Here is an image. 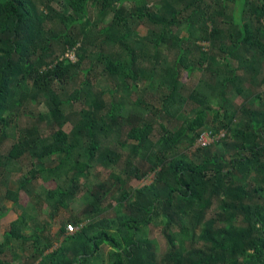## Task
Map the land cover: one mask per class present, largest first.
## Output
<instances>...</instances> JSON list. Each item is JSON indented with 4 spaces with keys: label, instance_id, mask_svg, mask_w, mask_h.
I'll return each mask as SVG.
<instances>
[{
    "label": "trees",
    "instance_id": "trees-1",
    "mask_svg": "<svg viewBox=\"0 0 264 264\" xmlns=\"http://www.w3.org/2000/svg\"><path fill=\"white\" fill-rule=\"evenodd\" d=\"M0 186V264H264V0H0Z\"/></svg>",
    "mask_w": 264,
    "mask_h": 264
},
{
    "label": "rangeland",
    "instance_id": "rangeland-1",
    "mask_svg": "<svg viewBox=\"0 0 264 264\" xmlns=\"http://www.w3.org/2000/svg\"><path fill=\"white\" fill-rule=\"evenodd\" d=\"M139 30L142 33V32H144L146 30V28H142L141 27ZM76 60H77V58H76ZM87 65H88L87 63H84L83 64V69ZM98 81H99V84L101 86L104 85L103 81L101 79H97V81L94 80L93 84L96 85ZM196 83H197V81L194 79V81L189 83V84L191 86H194ZM143 86H145V85H140V89L141 90H143ZM148 89H149V92H151V94H154V92H155V95L157 96V98H160V93L157 92V94H156V91H155L154 88H148ZM157 98L154 96L151 99L152 104L155 103V100ZM187 109H188V112L190 113L189 108H187ZM66 111H67V113H70V110H68V108L66 109ZM23 123L27 124L25 121H23ZM20 126L23 127L22 122L20 123ZM176 126H177V123H176ZM72 128H73L72 125L68 124V125H66L64 127V131L66 133H70ZM207 141H208V139H207ZM13 143H14L13 140H9L6 143V148L9 149L13 145ZM147 167H148L147 164L144 163V162H141V165H139V169L141 170V172L145 171L147 169ZM25 173H26V171H25ZM107 175H108V173H106V174L102 173L101 174V176L99 178L101 183H104V182H109L110 183V180L108 179ZM153 178H154L153 173L150 172V171H146V175L142 179H133V180H131L128 183L129 184L128 187H130L131 189L141 188V187H143L145 185H149L151 183V181L153 180ZM22 179H23V172L20 173V175L16 174V175L12 176L11 179H10L11 189L14 190V191H18L20 189V182H21ZM54 186L55 185L47 184L45 187L47 189H51L52 187L54 188ZM40 187H41V183L38 184V192H39ZM6 193H7V188L5 186H0V213H1V215H5L3 220L0 221V235H2V236L6 232H8L10 230L11 224L13 222L17 221L18 217L20 215L19 213H16L14 211V209H13L14 204L6 199ZM23 201H24V204L29 202L28 198H25ZM30 202H31V200H30ZM37 202H38V204L40 203V206H43V201L40 200V201H37ZM108 202L110 203L112 201L109 200ZM33 204H35V203L31 202V204H30L31 208H29V212H31L32 214H33V212L36 213V210L32 209L33 208L32 207ZM40 209L41 210H38L37 211L38 213L36 215H37V217H39L40 221L43 222V221H45V219H47V215H46L45 210H43L42 208H40ZM82 210H83V204H82V202L80 200H78L76 203H74L71 212H63L60 215V217L57 218L56 225H55V228L53 230V240L55 242L56 247H59L60 243L64 241V238H60L58 236V233H59L62 225H64L67 222H69L70 218L73 217V213H74V216H79L82 213ZM109 216L113 218L115 215H114V213H110ZM36 225L37 224H35V223L31 224V230H29L27 232V235H31L33 233L34 227ZM153 236L158 241L160 249L163 250V248L165 247V242H164L163 238L161 237V235H160V233H159V231L157 229L154 230ZM108 250H109V248L104 247L102 249V252L104 254H106V252H108ZM33 254H34V250H33L32 246L30 245V246H28V247H26L24 249H21V250H18L16 252H14V253H9L8 254V258L12 262H14V264H40L38 260H35V259L32 258Z\"/></svg>",
    "mask_w": 264,
    "mask_h": 264
},
{
    "label": "built area",
    "instance_id": "built-area-1",
    "mask_svg": "<svg viewBox=\"0 0 264 264\" xmlns=\"http://www.w3.org/2000/svg\"><path fill=\"white\" fill-rule=\"evenodd\" d=\"M65 54L66 55H64V58L72 60V61L76 60V55L73 50H68ZM221 136H223V133L216 135V136H212L210 133H203L199 136L198 143L201 145H206L208 143H212L214 140H216L217 138ZM67 229H68V234L70 235H74L79 231V229L74 225H69Z\"/></svg>",
    "mask_w": 264,
    "mask_h": 264
},
{
    "label": "crops",
    "instance_id": "crops-1",
    "mask_svg": "<svg viewBox=\"0 0 264 264\" xmlns=\"http://www.w3.org/2000/svg\"><path fill=\"white\" fill-rule=\"evenodd\" d=\"M139 31H140V30H139ZM140 35H141V36L145 35V31H144V32H142V33L140 32Z\"/></svg>",
    "mask_w": 264,
    "mask_h": 264
}]
</instances>
